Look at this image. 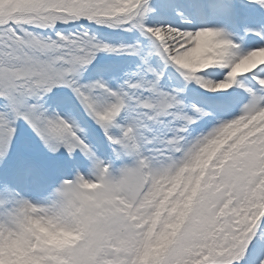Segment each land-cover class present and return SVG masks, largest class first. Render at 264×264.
I'll return each instance as SVG.
<instances>
[{
	"label": "snow or ice",
	"instance_id": "obj_1",
	"mask_svg": "<svg viewBox=\"0 0 264 264\" xmlns=\"http://www.w3.org/2000/svg\"><path fill=\"white\" fill-rule=\"evenodd\" d=\"M0 264H264V0H0Z\"/></svg>",
	"mask_w": 264,
	"mask_h": 264
},
{
	"label": "clouds",
	"instance_id": "obj_2",
	"mask_svg": "<svg viewBox=\"0 0 264 264\" xmlns=\"http://www.w3.org/2000/svg\"><path fill=\"white\" fill-rule=\"evenodd\" d=\"M32 231L37 233L40 240L48 243L64 244L71 243L78 239V237L74 233L55 231L40 224L34 225Z\"/></svg>",
	"mask_w": 264,
	"mask_h": 264
}]
</instances>
